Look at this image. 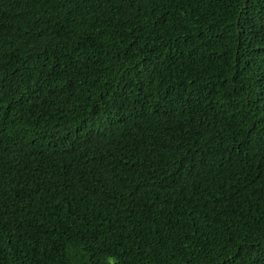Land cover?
<instances>
[{"label":"trees","instance_id":"1","mask_svg":"<svg viewBox=\"0 0 264 264\" xmlns=\"http://www.w3.org/2000/svg\"><path fill=\"white\" fill-rule=\"evenodd\" d=\"M0 264H264V0H0Z\"/></svg>","mask_w":264,"mask_h":264}]
</instances>
